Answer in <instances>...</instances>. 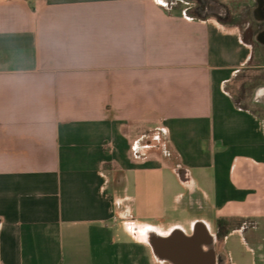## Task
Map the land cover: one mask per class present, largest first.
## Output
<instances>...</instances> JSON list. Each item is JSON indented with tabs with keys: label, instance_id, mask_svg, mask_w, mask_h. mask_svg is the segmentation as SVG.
<instances>
[{
	"label": "crops",
	"instance_id": "0c3cea01",
	"mask_svg": "<svg viewBox=\"0 0 264 264\" xmlns=\"http://www.w3.org/2000/svg\"><path fill=\"white\" fill-rule=\"evenodd\" d=\"M171 6L0 0V264H169L142 236L199 223L264 264V43Z\"/></svg>",
	"mask_w": 264,
	"mask_h": 264
},
{
	"label": "water",
	"instance_id": "95a60500",
	"mask_svg": "<svg viewBox=\"0 0 264 264\" xmlns=\"http://www.w3.org/2000/svg\"><path fill=\"white\" fill-rule=\"evenodd\" d=\"M181 170L176 168L179 175ZM154 231V230H153ZM146 242L152 249L154 256L169 264H216L212 250L213 238L209 236L202 224L195 226L192 236L186 237L178 231L168 236H160L155 232ZM206 247L207 250H203ZM218 264H222L221 260Z\"/></svg>",
	"mask_w": 264,
	"mask_h": 264
},
{
	"label": "flooded vegetation",
	"instance_id": "af4514ba",
	"mask_svg": "<svg viewBox=\"0 0 264 264\" xmlns=\"http://www.w3.org/2000/svg\"><path fill=\"white\" fill-rule=\"evenodd\" d=\"M191 5L188 6L186 11H191L195 15L200 16H214L219 20L225 22H232L235 19H242L245 13H248V18L244 26V34L251 41H257L264 43V0H256L252 4L241 3L235 7L234 11L227 5L220 4L216 0H190ZM251 24V25H249ZM159 146V141L156 136H151L147 139L143 147L145 146Z\"/></svg>",
	"mask_w": 264,
	"mask_h": 264
},
{
	"label": "rangeland",
	"instance_id": "374dc122",
	"mask_svg": "<svg viewBox=\"0 0 264 264\" xmlns=\"http://www.w3.org/2000/svg\"><path fill=\"white\" fill-rule=\"evenodd\" d=\"M189 1L190 0H163L164 3L171 2L172 3L171 7L176 9V11L185 12L189 15H193L194 14L193 12L188 11V10L186 11L188 6L191 5V2H189ZM216 1L219 2L220 4L229 6L232 11H234L235 7H237L241 4V1H239V0H216ZM247 19H249L248 13H245L243 16V20L242 19H237V20L235 19L232 22H226V23L238 25L240 27V29L242 30V36H243V39L245 40L248 38L244 34L245 28L242 25V23H245ZM249 25H251V24H249ZM253 47L255 50L257 49L255 45ZM254 52L256 54V51H254ZM258 62H260V61L258 60ZM244 74L242 75V78H241V82H242V85H240L241 89H239V90L237 89V92L235 93L236 94L235 96L237 98L238 97L240 98L241 96H243V98L246 96L248 97L249 95H251L253 88L258 83H261L262 81H264L263 76L262 75H256L255 71H253V70H249ZM240 101L242 102V100H240Z\"/></svg>",
	"mask_w": 264,
	"mask_h": 264
},
{
	"label": "bare ground",
	"instance_id": "6f19581e",
	"mask_svg": "<svg viewBox=\"0 0 264 264\" xmlns=\"http://www.w3.org/2000/svg\"><path fill=\"white\" fill-rule=\"evenodd\" d=\"M153 236H155L154 232H153V234L146 232L145 237H144V235L142 237H143V240L147 241L150 237H153Z\"/></svg>",
	"mask_w": 264,
	"mask_h": 264
},
{
	"label": "trees",
	"instance_id": "16d2710c",
	"mask_svg": "<svg viewBox=\"0 0 264 264\" xmlns=\"http://www.w3.org/2000/svg\"><path fill=\"white\" fill-rule=\"evenodd\" d=\"M193 15H194V14H193ZM195 16H197V15H195ZM240 98H242V96H241ZM240 98H239V97L236 98V99H237V100H236V101H237V102H236L237 104H238V101H239Z\"/></svg>",
	"mask_w": 264,
	"mask_h": 264
},
{
	"label": "snow or ice",
	"instance_id": "6c2138e0",
	"mask_svg": "<svg viewBox=\"0 0 264 264\" xmlns=\"http://www.w3.org/2000/svg\"><path fill=\"white\" fill-rule=\"evenodd\" d=\"M158 2L162 3V2H163V0H158Z\"/></svg>",
	"mask_w": 264,
	"mask_h": 264
}]
</instances>
